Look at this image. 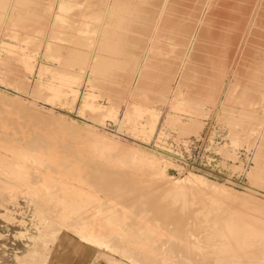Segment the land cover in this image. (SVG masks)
Returning a JSON list of instances; mask_svg holds the SVG:
<instances>
[{"label":"rangeland","instance_id":"374dc122","mask_svg":"<svg viewBox=\"0 0 264 264\" xmlns=\"http://www.w3.org/2000/svg\"><path fill=\"white\" fill-rule=\"evenodd\" d=\"M152 1L154 0H0V96H9L8 99L11 98L12 102L19 99L22 103L50 113L54 118L73 123L79 131L75 129L76 132H73V127H70L69 132L77 138L74 146L79 149V155L80 152L88 157L94 155L93 159L105 163L107 153L112 154L117 150L116 153L119 154V150H124L127 161L123 158L122 163H114L126 170L128 175L124 173V176H128H125L128 181L135 176L142 179L144 177L143 170L138 167V160H135L136 154L128 150L131 147L137 152L143 151L160 159L159 167L170 177L181 178L193 173L213 183L224 184L233 190L232 193H237L236 196L231 194L228 197L231 200L232 196L231 201L224 198L232 206L236 205L238 198L237 205L242 202L245 205L248 201L246 198L251 197L245 205L249 207L245 210L247 212L232 211L214 217H235V220L245 217L242 226H248L242 228L247 229L252 238L250 241L255 243L264 237V157H260L262 153H259V157L258 152L256 153L258 142L262 141L263 146L260 148L264 149V138H260L264 130V49L257 51L251 48L252 51L243 59L245 65L229 67L231 47L234 44L232 36L237 31V22L232 23L229 19L231 15L238 13H233L231 7L228 9L222 0H211V11L219 15H213L203 25L204 29L202 28L199 36L201 39L197 41L201 47L196 52L199 57L191 60L196 66L200 65L199 69L185 70L183 75L193 82L180 83L177 69L189 49L182 51L184 43L168 36L167 31L170 25L176 30L180 27L195 30L196 10L206 0ZM238 1L231 2L237 3L236 7H241L252 0ZM233 5L236 9L235 4ZM160 9L165 12L163 18L168 19L165 22L158 19L153 27V12ZM260 9L264 20V0H261ZM169 18L174 21L171 19V23ZM166 24H170L169 28ZM215 35L219 38L215 37L213 40ZM216 41L218 44H215ZM219 43L222 46L220 44L217 47ZM215 45L219 56L214 57ZM144 55H150L152 59L146 61L147 72H142L141 75L136 72ZM13 73L17 79H13ZM239 94L243 95L242 98ZM192 100H197L200 105L197 109H192ZM190 120L196 121L199 127L188 133L183 132L182 125L190 123ZM97 135H102L103 138ZM112 140L117 141L120 146ZM110 142L117 144L116 148L119 147V150H103L100 146ZM90 145L95 147L93 149L100 150H93ZM257 160L259 162L256 163ZM255 164L260 167L254 166ZM256 167L263 170V176ZM26 170L30 174L23 181L9 178V181L4 180L0 185V264H140L132 258L130 261L119 249L114 252L96 245L91 239L80 240L74 227H71L72 221L78 217H82L83 224L87 226L97 223L98 206L103 208L107 204V188H96L95 184L80 181L68 172L52 171L36 160L30 161ZM46 173L59 180L61 185L53 184L52 189L48 190H25V185L33 187ZM101 175V179L105 178L103 181L108 184V173L103 172ZM2 178L0 173V179ZM63 184H69L72 188L66 189ZM127 185L124 184L123 187H126H122L123 189L119 187L126 194L123 203L129 202L126 200L131 194L138 193L136 189L137 193L130 191L131 183ZM56 190L57 193H70L74 196L83 191L89 193L88 196L91 195L96 203L93 206L92 201L89 204V201L79 200L83 203L80 209H83L74 212L68 221L65 209L60 205L55 206L52 213L48 209L39 211L42 194ZM238 195H242L241 199ZM243 196L245 202L242 201ZM252 201L255 203L252 204ZM89 205L92 206L87 207ZM127 207H123L128 216L127 222H138L142 216H138L139 212L132 210V206ZM192 216L186 214L183 217L188 222L185 224L186 236L196 231V235L190 236L192 238H196L198 232L209 235L213 229H223L226 222L221 220L219 224L213 225H217V229H212L210 223L206 228L193 222L194 219L203 220L206 217L194 216L193 219ZM143 218L144 221L147 220V216ZM135 223L132 225L136 226ZM236 225L240 226L239 223ZM250 228L256 233L248 231ZM159 230L166 231L168 237L171 235L164 228L159 227ZM252 235H255V239ZM145 237L144 247L150 248L149 256H161H157V262L163 258V264H213L211 258L191 262L187 257V260L182 257L175 261L180 251L172 243L161 242L157 249H160V253L155 255L151 249L155 251L157 246L151 245ZM171 237L176 238L174 234ZM256 247L257 245L252 248ZM260 262L261 260L258 264L263 263Z\"/></svg>","mask_w":264,"mask_h":264},{"label":"bare ground","instance_id":"6f19581e","mask_svg":"<svg viewBox=\"0 0 264 264\" xmlns=\"http://www.w3.org/2000/svg\"><path fill=\"white\" fill-rule=\"evenodd\" d=\"M222 1L224 5L227 6V8L231 7L230 10H234L233 13L234 12L238 13V15H235V14L231 15L229 19V21H231L232 23H234V21L237 22L236 24L237 31H235L234 35L232 36V41H234V44L231 47V56H230L231 60L230 59H229L230 61L228 60L230 62L228 63L229 67L245 65V63H243V59L245 58L246 54L250 53V50L252 51L251 48H255L257 49V51L258 50L262 51L264 49V20L262 19L263 11L260 9L261 0H252L248 5L246 4L247 6L244 5L241 7L240 6L236 7L237 3L231 2V1L234 2V0H222ZM152 2L155 3V0ZM210 3H211V0H206L202 4V6L201 7L199 6L198 9L196 10L197 11L196 18H194L195 24H196L195 30L194 28L192 29L188 28L187 30L180 29L181 27L176 30L170 24H166L168 28H169L168 25H170V28L167 31L168 36L174 37L175 40L180 39L184 43L182 51L189 49L188 53L186 54L183 53L184 57H182L180 67H178L177 69L179 70L178 74H180L179 81H178L180 83L193 82L192 79L187 78L185 75H183L185 70L199 69L200 65L196 66L193 63L194 61L192 62L193 60L192 58H195V60H197V57H199L198 53L196 52H197L198 47H200L199 46L200 44L198 45L197 41L198 39H201L199 38V36L202 33L201 31L204 29L203 25L205 26V24H207L210 17H212L213 15H219V13L215 11H211L210 8L212 6L210 7ZM228 4L229 5L231 4L232 6L231 5L228 6ZM233 4H235L236 9H234ZM242 5H243V1H242ZM194 8H195V5H194ZM153 13H154L152 15V26L153 27H155L158 19L162 20V22H165L168 19L167 18L165 20L163 18L165 12L164 13L161 12V9L158 11L156 10ZM171 19L172 21H174L173 18ZM171 19L169 21H171ZM215 37L217 38L218 36L215 35L212 37V39L215 40ZM174 38H171V39H174ZM215 44H218V42ZM220 44L221 43H219L217 47H219ZM217 47L216 45L213 47L214 57L218 55L219 50ZM200 49L198 51H200ZM150 57H151L150 55H146V56L144 55V57L142 58L143 60L139 64L136 73H140L142 75V72L146 71L145 63ZM223 60H221V62ZM207 62H210V61H207ZM11 75L13 79H17L15 73ZM240 96L241 95L239 94V97ZM8 97L6 98V96H2V95L0 96V173L3 175V178L0 179V185L5 182L4 180L9 181L10 180L9 178H15V180L19 182L21 180L23 181L25 177H28L30 174L26 170L27 165L29 164L30 161L36 160L37 162H40L41 164H45V166L52 169V171L56 172L57 170L63 173L68 172L70 175H75L80 181H84L92 185L95 184L96 188H99L101 186L100 189L101 188L103 189L102 186H104V188L108 189L109 193L106 192L108 195L105 193L108 196V198L106 197L107 200L104 198L105 201H107V204L102 203L105 206L103 205L104 206L103 208L101 206H98L99 209L97 208V212L99 214L97 223L95 224L91 220L87 219V221H90L95 225L89 226L90 224H88V222H87L88 226L84 225L83 224L84 220L82 217H78V219L76 220L74 219L75 221H72V225L69 222L71 227L72 226L74 227V231L76 232L80 240L91 239L96 245L104 246L105 248L111 249L114 252L117 249H119L120 252L122 251L124 254H126V256H128V258H130V261L134 259L136 263H140V264H163L161 262L163 258L161 259L160 262L159 260L157 262V259L161 257L160 255H157L158 257L160 256L159 258L157 256H149L148 253H150L149 251L150 248L146 249L144 247V240H145L144 236H146L145 238L149 240V243H151V245L157 246L155 251L154 249H151V251H153V254L155 255L158 254V252L160 253L159 251L160 249L159 250L157 249L159 247V244H161V242L165 244H171V243L174 244V246L177 247L176 249L180 251V254L175 258V261L180 260L182 257H184V259L185 257H187V259H189L191 262H195V260H200V259L204 261V260H208L205 258H211L213 261L211 263L213 264H246V263L255 264L254 262L258 264L259 260L263 262V263L260 262L261 264H264V237L263 239L260 238L255 243H253L252 240H251L252 242L250 241V239L252 238L250 236V233L248 234L246 231L248 224L247 226L244 225L246 227L245 229L242 228L244 227L242 226V221L244 220L243 218L245 217H241V218L239 217L237 218V220H235V217L233 219L229 217L228 218L226 217L227 219L226 218L217 219L216 217H214V216H221V215L223 216L224 213L227 214L232 211H235L238 213L247 212L245 210L249 207H246L245 205L246 203H248V201L251 200L250 199L251 197L249 199L245 197L246 201L248 200L245 203V205L243 204V202L237 205L239 198H238V201L236 200L237 199L236 198L235 200L237 203L234 202L236 203V205L234 204V206H232L226 203L224 198H227L226 200L229 201L230 198L228 199V197H230L231 194H235L236 196L237 193L236 192L232 193L233 190H230L224 184L221 185V184L213 183L193 173L188 174L181 178L170 177L164 173L163 168L159 167L160 159L158 160L155 156L145 153L143 151L137 152L134 148H131V147L128 148V150L132 152V154L133 153L134 155L136 154L137 158L135 157L136 158L135 160L136 161L138 160V167L143 170L144 177L143 179L140 178L139 176H135V178L132 177V179L131 177H129L132 181L131 180L128 181L127 180L128 174L125 172L126 170L124 171V169L119 167L118 163H114L116 161H118L119 163L120 162L122 163L123 158H125L124 161H127L126 159L128 158L127 155H125L124 150L121 149L122 150L121 151L119 150V147L116 148L118 145L120 146V144H118L117 141L112 140L114 143L118 144V145L116 144L117 146L114 145V143L112 142L102 143L100 145L103 148V150L104 148L109 149V150H113L116 148L120 151L119 154H117L118 152L116 153L117 150L115 151V153L112 152V154L107 153L108 154L107 161L105 163H100L102 161H99L98 159L97 160L93 159L94 155L93 157L92 156L88 157L86 155H82V152H80L81 155H79V152H78L79 149H76V147L74 146V141L76 142L77 138L75 136H72L71 135L72 133L70 134L69 132L70 127L71 129L73 127L72 129L73 132H76L74 131L75 129L77 130L79 129V128H76V126L73 123L66 122V121L64 122L63 120L61 121L62 118L59 119L58 117L57 118L55 117L56 118L55 119L50 113L48 114L46 112H42L41 110L37 109L35 106L22 103V101L20 102L19 99L13 100L12 102L11 98L8 99ZM9 100H11L12 104H9L11 103ZM190 104L193 106L192 109H197L200 106L197 100H192ZM241 112L244 113V111H241ZM245 122L248 123V121H245ZM182 126L181 127L183 130L181 128L180 130H182L183 132L185 131L187 133L190 131L196 130L199 127L197 125V122L194 120H190V123L188 124L186 123L185 125L183 124ZM263 132L261 133L262 135H260V138L262 136L261 140H263L264 138ZM94 136L96 137V135ZM97 136L103 138L102 135L100 136L97 135ZM88 137L89 136H87V138ZM89 138L94 140L91 136ZM93 144L94 143H92V145ZM261 146H263L262 141L260 143L258 142V144L256 145V150H257L256 153L258 152L257 156L262 153L261 154L262 156L260 155V157L263 158L264 152L262 151H264V149L261 150L260 148ZM90 148H92L91 145H90ZM123 148L125 149L126 147H123ZM98 149L96 148L93 150H98ZM101 152L104 153V151H101ZM134 155H132L131 158H133ZM255 162L257 163L259 161L257 160ZM258 165L259 164L257 165L255 164L254 166H258ZM258 167H256V170H260V169H257ZM262 169L264 170V168ZM263 170H260L261 171L260 175H262ZM103 172L108 173L107 176L110 179L108 181V184H105V182L103 181L105 178L103 180L101 179L102 178L101 174ZM124 173L127 174L125 175L127 176V178H125ZM258 178L262 179V177H258ZM255 179H257V177H255L254 180ZM263 180H264V177H263ZM154 182H158V183L156 184ZM129 183H131L132 185L135 184L133 187L131 185L132 190L130 189L129 190L132 192V191H135L136 189L138 190V193L135 191L137 194L135 195L131 194L130 196L131 199L128 198L129 197L128 195L127 198L130 200L125 199L126 201H129L127 202L128 203L127 204V203H123L124 198H125L124 195L126 194H124V192H121V190L124 187H126V186L123 187L124 184L127 185ZM24 184H25V181H24ZM53 184H55L56 186L61 185L59 180H56L54 177L50 176V174L48 175L46 173L45 177L40 178V181L37 180L35 182V185L33 184L34 185L33 187L31 186L29 187L28 184L27 186L25 185L26 187L25 190H29L31 192L36 191L37 189L38 190H48L51 188V185ZM69 184H63V185L66 189L67 188L71 189L72 187ZM120 186L121 188L122 187L123 188L120 189L119 188ZM127 186H130V185H127ZM56 189H58V187ZM118 189L120 190V192ZM58 190H56V192L51 191V193L48 192L47 194L44 192L42 194L43 196L42 204L40 202L39 206L41 207V209L39 208V211L40 210L43 211V209H48V211L52 213L53 209H55V206L60 205V207L65 209V212H66L65 218L67 219L66 221H68V219H70V216H72L74 212H76L82 207L81 204L83 203L81 202L83 200L86 202L89 201V204H90V201H92L93 206L96 203V201L93 202L94 199L93 197H91V195L88 196L89 193H83V191H80V193L77 192L78 195H75V196L71 195L70 193H69L70 195L69 194L63 195L61 193H57ZM242 195L241 196L238 195L240 196V199ZM97 198L95 200H97ZM79 200H82V201L80 202ZM108 200L110 202H108ZM231 200H232V196H231ZM242 201H244V196H243ZM97 202L99 201L97 200ZM231 203L233 204V201ZM254 203L255 201H252V204ZM249 205H250V202H249ZM91 206L89 205L87 207H91ZM131 206L133 207L132 210H135V212L137 211V213L139 212L138 216H142V217H139L141 219H138L137 220L138 222L134 221V223L135 222L137 223V224L135 223L136 226L132 225L134 224L133 221H132V224L131 222L129 224L128 223L129 221L127 222L126 218L128 216H126V213L123 211L124 209L123 207L130 208ZM82 209H80V211ZM59 210L60 208H58V211ZM94 210L95 209H92V211ZM77 213H75V215ZM186 214H189V215L191 214V216L194 215L195 217H203V218L206 217V219H203V220H196L194 219L195 217L192 216V218L194 217L193 222H195L197 226L198 225L199 226H202V225L209 226V223H210L211 224L210 227H211L217 224L218 222H220L221 220L223 221V223L225 221L226 222H225L223 229H220V230L217 229L219 228L217 225H216L217 228L216 226L215 227L213 226L212 229L216 228L217 230L213 229V232H209L210 233L209 235L208 234L202 235L201 232L197 231L198 233H201V236H198V233H197L196 238L197 237L199 238L198 240H196V238L190 237L193 234L196 235V231L194 229L193 230L195 231V233L194 232L192 234L189 233V236H186L187 231L185 230V224L188 222H185V220L187 219L183 220V217H185ZM89 215H91V213ZM129 215H132V214H129ZM146 216H147V220L145 218L146 221H144L143 217H146ZM208 216H210V218ZM73 218H76V217H73ZM247 218H250V217H247ZM193 222H192V225L194 224ZM234 223L236 224L239 223L240 226ZM195 224L193 226H196ZM159 227L164 228L167 231H170L171 235L174 234L176 238H172L171 235L168 237V233H165L166 231H160ZM249 230H252V228L248 229V231ZM258 230L260 231V229ZM144 231L145 232L147 231V232L144 233ZM253 233H256V232H253ZM178 234H180V236ZM54 236H57V235H53V237ZM252 236H253V239H255L254 237L255 235H252ZM259 236L257 238H259ZM256 245L258 248L257 247L252 248V247H255ZM108 255H107V258H108Z\"/></svg>","mask_w":264,"mask_h":264},{"label":"crops","instance_id":"0c3cea01","mask_svg":"<svg viewBox=\"0 0 264 264\" xmlns=\"http://www.w3.org/2000/svg\"><path fill=\"white\" fill-rule=\"evenodd\" d=\"M88 264H90V263H88Z\"/></svg>","mask_w":264,"mask_h":264}]
</instances>
